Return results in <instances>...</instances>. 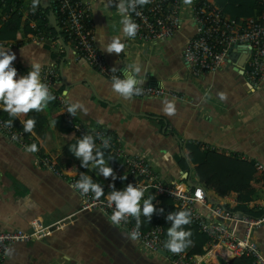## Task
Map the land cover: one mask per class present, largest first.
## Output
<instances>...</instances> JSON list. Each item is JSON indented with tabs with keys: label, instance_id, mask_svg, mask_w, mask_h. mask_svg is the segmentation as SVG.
Listing matches in <instances>:
<instances>
[{
	"label": "crops",
	"instance_id": "obj_1",
	"mask_svg": "<svg viewBox=\"0 0 264 264\" xmlns=\"http://www.w3.org/2000/svg\"><path fill=\"white\" fill-rule=\"evenodd\" d=\"M83 1L93 7L95 44L109 67L123 72L139 63V78L145 81L142 87L160 88L162 81L163 89L185 95L186 102L120 98L112 91L111 81L86 61L76 59L73 44L61 35L55 0H38L35 8L33 0H25L23 17L29 19L31 11H46L49 26L58 36L38 43L20 34L6 48L16 56L13 64L23 71L31 70L29 60L56 66L59 80L55 92L65 95L70 104L80 102L87 109L86 113L78 110L74 119L86 127L106 129L121 139L131 154L146 155L167 182L200 184L196 166L189 160L188 145L193 143L226 157L264 165V88L255 90L245 76L249 54L244 48L233 50L222 69L194 77L183 56L187 43L196 35V26L187 17L182 30L171 39L143 44L122 38L124 51L109 54L105 46L111 38L122 36L120 0ZM210 1L216 4V0ZM261 14L262 9L249 18L257 19ZM35 25L37 28V23L31 22ZM20 76L17 72L16 78ZM165 101L172 104V114L164 111ZM29 118L36 120L39 132L34 128L29 135L35 137L41 151L55 157L68 173L80 175L77 163H71L66 153L78 139L55 100L43 111L32 110L16 120ZM180 158L189 160V170L182 168ZM89 169V176L106 188L119 175L127 176L126 169L122 173L114 170L117 178L106 179ZM206 191L211 206L233 210L239 205L236 193L220 198L214 190ZM252 199L249 207L264 206V188ZM69 218L74 222L41 241L11 246L3 264H171L165 254L147 251L99 212L82 211L79 196L64 180L37 168L34 154L22 151L0 134V230L29 231L36 219L52 226ZM237 233L243 237L245 227H237ZM253 238L264 252V226L254 231ZM209 264L220 263L209 260Z\"/></svg>",
	"mask_w": 264,
	"mask_h": 264
},
{
	"label": "built area",
	"instance_id": "obj_2",
	"mask_svg": "<svg viewBox=\"0 0 264 264\" xmlns=\"http://www.w3.org/2000/svg\"><path fill=\"white\" fill-rule=\"evenodd\" d=\"M4 1L0 0V4H3ZM257 1L262 7V14L259 18L235 20L228 17L220 7L210 0H192L191 4H185L184 0H149V3L137 8L136 11L140 15H136L135 12L131 14L132 19L138 25V30L136 37L130 38V40L148 44L171 39L182 30L187 17H189L196 26V35L187 43L183 56L191 74L194 77H199L203 73L216 72L228 64L234 46L245 47L250 53L245 76L255 90H260L264 88V0ZM55 2L60 29L67 36V41L73 44L76 59L86 61L109 81L115 77L123 78V72L117 68H115L117 71H112L114 68L107 65L104 55L96 47L91 20L93 9L91 3L83 0H55ZM21 12H23V8L20 10ZM34 16L35 11H31L30 18ZM33 28L36 29V25ZM30 38L33 41L36 39L38 43H43L50 37H46L42 31H38L37 35L30 36ZM9 43L2 42L0 46L7 48ZM11 66L22 75L29 72L23 71L14 64ZM41 79L55 96L54 100L58 104L63 118L69 123L70 129L73 130L77 139L83 138L86 134L93 136L99 134L100 137L109 139L107 150L111 155L124 162V169H126L131 184L146 188L150 196L172 199L176 208L189 210L191 223L188 226L198 227L199 231L209 238L204 256H191L186 252H170L164 247L167 239L164 222L167 221V216L170 214L166 211L157 214L156 222L150 229L140 228V235L136 241L142 247L154 254H165L171 264H203L212 253H219L223 257L231 255L236 258L247 257L253 261V264H264V252L253 238L254 231L264 226V214L261 217L253 218L225 206H211L207 191L201 184L192 186L163 180L156 172L151 159L146 155L131 154L126 144L106 129L86 127L67 112L70 101L65 95L54 90L59 80L56 66L48 64L43 66ZM136 98H159L183 102L187 100L185 95L152 86H143L142 94ZM6 122L0 116V134L2 136L22 151L34 154L37 168L64 180L79 196L82 211L99 212L109 220L114 211V205L110 204L107 199L108 194L99 198H96L91 192L82 195L76 188V182L80 175L68 173L61 168L55 157L41 151L35 137L31 134L27 135L14 126L8 127ZM33 144L37 145V151H27ZM96 144L103 148L101 139H97ZM255 166L259 176L264 180V165L257 163ZM145 198H147V192ZM256 208L264 209V206L260 204ZM73 222L74 219L69 218L52 226H44L40 220L36 219L31 222L29 231L0 230V264L4 263L11 246L41 241ZM116 226L128 234L135 229L131 216L127 217L126 222L122 220ZM239 226L245 227L243 237H239L237 233Z\"/></svg>",
	"mask_w": 264,
	"mask_h": 264
},
{
	"label": "clouds",
	"instance_id": "obj_3",
	"mask_svg": "<svg viewBox=\"0 0 264 264\" xmlns=\"http://www.w3.org/2000/svg\"><path fill=\"white\" fill-rule=\"evenodd\" d=\"M185 4H191L192 0H184ZM38 0H33V8L36 7ZM149 3V0H120L118 5L119 13L122 16V36L111 38L110 42L105 46L106 51L120 54L125 49V43L122 38H135L138 25L132 19V13L140 15L138 7H143ZM16 60L15 54L10 49L0 46V110L8 114L10 119L6 122L8 127H13V121L20 118L22 114H28L30 111H43L48 104L55 99L47 84L42 82L41 71L43 65L35 60L30 61V71L17 79V69L12 67L13 61ZM117 71V69H112ZM142 68L139 63L128 66L124 71L123 78L115 77L111 80V88L123 100H131L142 94V85L145 81L139 78ZM160 88L165 85L159 81ZM164 111L172 114L173 106L171 103L164 102ZM78 110L87 109L80 102L70 104L67 112L75 116ZM23 131L32 133L36 125L34 118L28 120H20ZM53 124L56 122L53 121ZM102 124L103 120L98 121ZM101 139L103 148L109 147V139H104L97 134L93 136L86 134L83 138H79L77 143L70 146V151L75 157L81 161V167L85 169H95L98 175L104 178L111 177L115 180L114 170L109 166V162L105 160V153L97 146L96 140ZM27 151L36 152L37 145H31ZM124 180L127 177H123ZM76 188L82 195L93 193L96 198L105 195L104 188L101 183L94 182L93 178L87 174H80L79 180L76 182ZM112 191L109 192L107 199L110 204L114 205L109 220L112 224H119L122 220L127 221V217L131 216L135 219V229L128 235L133 241L138 239L140 228L142 226L141 216L147 218L150 223L154 214H162L163 208L157 210L153 201L155 196L148 195V190L140 185L128 184L122 190H116L115 185H111ZM147 192V198L145 193ZM142 201V203H141ZM167 221L171 226L167 229V239L164 247L172 253H181L185 251L191 244L192 232L186 230L185 226L191 223V214L189 210H179L168 214Z\"/></svg>",
	"mask_w": 264,
	"mask_h": 264
},
{
	"label": "trees",
	"instance_id": "obj_4",
	"mask_svg": "<svg viewBox=\"0 0 264 264\" xmlns=\"http://www.w3.org/2000/svg\"><path fill=\"white\" fill-rule=\"evenodd\" d=\"M24 5L25 0H5L3 4H0V43L16 41L20 34L28 38V36L37 35L38 31L41 32V30L44 29H46L44 30V35L46 37L55 38L58 36L55 29L49 26L46 11L41 9L37 10L35 11L34 17L25 19L22 12L20 13ZM216 5L220 7L225 14L236 20L254 17L257 15V11L259 12L260 9H262L261 5L256 0H216ZM33 21L37 23L36 29L31 26V22ZM61 35L67 41V36L63 32H61ZM0 116L6 121L10 119L8 114L3 110H0ZM13 126L23 131L22 124L17 120L13 121ZM34 128L37 130L36 125ZM37 131L39 132V130ZM28 134L29 133H27V135ZM68 148L70 150V146ZM101 150L104 151L105 160L109 162V166L113 170L122 173L125 168L124 162L111 155L107 149L101 148ZM188 151L189 160L196 166L199 183L205 190H214L220 198L226 197L231 193H236L238 194L239 205L233 209L234 211L241 212L253 218L261 217L264 214V209L249 207V204L253 200L252 196L256 194L257 191L264 188V180L262 179V181L260 177H258L259 174L253 162L249 163L240 160L238 157L220 155L216 151L205 149L201 144H189ZM66 153L72 158L71 163H74V161L77 163V169L80 173L90 174V169L81 167V161L78 160L71 151L69 152L66 150ZM189 160L187 158H180L182 168L186 170L190 169ZM123 177H125V175H119L118 179L112 183V185H115L116 190H122L128 184H131L127 176L126 180H124ZM103 188L105 194H109V192L112 191L111 186ZM153 204L157 210L163 208L164 212L168 211L169 213L184 210L176 208L173 200L166 197L156 198ZM228 209H230V206H228ZM156 219L157 214H154L150 223H148L147 218L141 216V229H150L156 222ZM133 223H136L135 219H133ZM170 226V222H164L166 237L167 229ZM185 228L192 232V244L183 252L191 256H204L206 253L205 247L209 243V238L201 233L196 226L189 227L186 225ZM233 264H253V261L247 257H238Z\"/></svg>",
	"mask_w": 264,
	"mask_h": 264
},
{
	"label": "water",
	"instance_id": "obj_5",
	"mask_svg": "<svg viewBox=\"0 0 264 264\" xmlns=\"http://www.w3.org/2000/svg\"><path fill=\"white\" fill-rule=\"evenodd\" d=\"M240 46H234V48H233V50H235V49H238ZM240 48H244L246 51H247V53L248 54H250L249 52H248V50H247V48H245V47H240ZM232 50V51H233ZM232 51H231V53H232ZM230 53V54H231ZM216 259H217V261L220 263V264H233V262L235 261V259H236V257L235 256H227V257H223L222 255H220L219 253H216ZM203 264H206L205 262L203 263Z\"/></svg>",
	"mask_w": 264,
	"mask_h": 264
},
{
	"label": "bare ground",
	"instance_id": "obj_6",
	"mask_svg": "<svg viewBox=\"0 0 264 264\" xmlns=\"http://www.w3.org/2000/svg\"><path fill=\"white\" fill-rule=\"evenodd\" d=\"M214 256L216 257V253H212V254L210 255V257L207 258V259L205 260V263H206V264H209V260H210V261H215L216 263H219V262L216 260V258H215ZM222 264H223V263H222Z\"/></svg>",
	"mask_w": 264,
	"mask_h": 264
}]
</instances>
